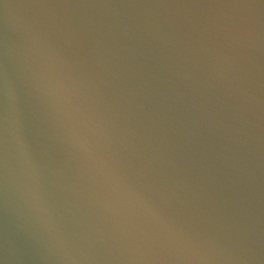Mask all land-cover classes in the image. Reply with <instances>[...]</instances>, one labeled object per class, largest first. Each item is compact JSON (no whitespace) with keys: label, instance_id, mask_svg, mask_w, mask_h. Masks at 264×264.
I'll list each match as a JSON object with an SVG mask.
<instances>
[{"label":"water","instance_id":"obj_1","mask_svg":"<svg viewBox=\"0 0 264 264\" xmlns=\"http://www.w3.org/2000/svg\"><path fill=\"white\" fill-rule=\"evenodd\" d=\"M0 264H264V0H0Z\"/></svg>","mask_w":264,"mask_h":264}]
</instances>
